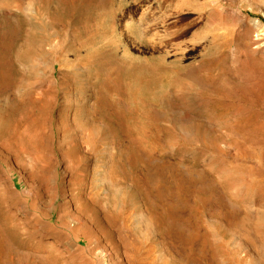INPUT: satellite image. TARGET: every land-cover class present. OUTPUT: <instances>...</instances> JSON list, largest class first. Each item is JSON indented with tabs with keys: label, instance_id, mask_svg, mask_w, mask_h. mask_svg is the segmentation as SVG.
<instances>
[{
	"label": "rangeland",
	"instance_id": "374dc122",
	"mask_svg": "<svg viewBox=\"0 0 264 264\" xmlns=\"http://www.w3.org/2000/svg\"><path fill=\"white\" fill-rule=\"evenodd\" d=\"M172 1L0 0V264H264V0Z\"/></svg>",
	"mask_w": 264,
	"mask_h": 264
},
{
	"label": "bare ground",
	"instance_id": "6f19581e",
	"mask_svg": "<svg viewBox=\"0 0 264 264\" xmlns=\"http://www.w3.org/2000/svg\"><path fill=\"white\" fill-rule=\"evenodd\" d=\"M164 1H167V2H165L163 4L161 2V0H154V2H152V3L145 4L146 6H144V8L142 9V11L140 13V17H139V19L143 25L147 24V25H151V26L156 27L159 34L163 35V38L169 37L172 32L168 31V29L165 27L164 21H162V18H164L166 16V13L168 11L173 10V9L180 6V5L177 6V4L175 2H173L172 0H164ZM183 4H184V6H189L190 8L191 7L193 8V7L199 5L197 0H185V2H183ZM209 4H211V2H209ZM201 6H203V5H200V7H198V8H193L192 10L202 11L203 8L201 9ZM252 23L255 24L256 27H259L260 29L261 28L264 29V25L259 20L253 19ZM242 95L244 96V98L246 97V98L250 99V101L257 100L255 102H258L260 100L261 96L264 97V84H256L252 87L251 86L247 87V88H245L244 91H242ZM262 153H264V151H262ZM18 176L22 182L24 181L23 183L26 182V179L20 173H18ZM62 222L63 221H61V223ZM78 241H80V240H78ZM253 248L255 250L256 246L252 245V249ZM257 253L258 254H264L263 248H259L257 250Z\"/></svg>",
	"mask_w": 264,
	"mask_h": 264
}]
</instances>
